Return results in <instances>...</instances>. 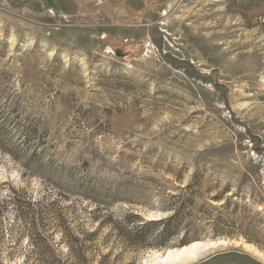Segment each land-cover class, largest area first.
Listing matches in <instances>:
<instances>
[{
	"label": "rangeland",
	"instance_id": "rangeland-1",
	"mask_svg": "<svg viewBox=\"0 0 264 264\" xmlns=\"http://www.w3.org/2000/svg\"><path fill=\"white\" fill-rule=\"evenodd\" d=\"M192 180L195 241L264 254V0H0V193L41 203L36 232L93 230V201L159 219ZM224 201L236 227L211 235ZM15 215L1 223L7 264L29 246V220L7 231ZM105 233L91 264L109 250L107 264H158L183 246L124 249ZM188 264L264 259L229 245Z\"/></svg>",
	"mask_w": 264,
	"mask_h": 264
},
{
	"label": "trees",
	"instance_id": "trees-1",
	"mask_svg": "<svg viewBox=\"0 0 264 264\" xmlns=\"http://www.w3.org/2000/svg\"><path fill=\"white\" fill-rule=\"evenodd\" d=\"M198 182L192 180L190 184L178 188L179 193L170 195L168 199L162 202L159 209L166 211L168 214L159 219H144L137 212L126 211L118 216L112 213H105L100 209L96 201L91 206L84 208L85 214L89 216V222L95 224L93 230H81L79 233H73L69 226L64 224L62 219L52 227L58 231V242L51 238L50 235H43L36 232V223L43 220L46 214L45 209H33L41 205L38 201L30 199L23 204L16 197L8 195V192L0 193V264H7L2 256L11 259L13 252H1V240L4 237L2 220L8 209L16 212V221L10 224L7 230L13 233L21 234L24 232V226L21 221L29 220L28 236L25 239L27 249L23 253L21 262L17 264H91L93 259L92 250L96 246V236L104 228V243L109 239L115 238L122 243L124 249L140 248H163L170 244L186 245L192 241L200 239L202 236L197 233L195 224L198 222L193 209L195 207L194 193H197ZM217 198V197H216ZM94 198L88 197L86 204ZM228 202H223L218 207L217 215L214 218L211 235L222 233L231 234L236 227L235 221L223 217V211L228 208ZM207 212L204 208H199V213L205 215ZM58 219V218H57ZM32 235V236H31ZM60 245L65 247V252L61 250ZM110 250L100 256L96 264H107L106 260Z\"/></svg>",
	"mask_w": 264,
	"mask_h": 264
},
{
	"label": "bare ground",
	"instance_id": "bare-ground-1",
	"mask_svg": "<svg viewBox=\"0 0 264 264\" xmlns=\"http://www.w3.org/2000/svg\"><path fill=\"white\" fill-rule=\"evenodd\" d=\"M149 217L152 218L153 216ZM229 245H234L236 247L241 245L244 250L264 259V254L260 250L245 242L209 239L207 241H193L190 244L180 246L176 249H166L163 256L160 257L158 264H188L193 260L199 259L203 254H208V252L212 253L214 250L222 249Z\"/></svg>",
	"mask_w": 264,
	"mask_h": 264
},
{
	"label": "water",
	"instance_id": "water-1",
	"mask_svg": "<svg viewBox=\"0 0 264 264\" xmlns=\"http://www.w3.org/2000/svg\"><path fill=\"white\" fill-rule=\"evenodd\" d=\"M222 239H224V241H230V242H231V241H236V240H233V239H230V238H222ZM222 239H221V240H222ZM207 240H209V239H207ZM207 240H206V241H207ZM237 241H239V240H237ZM237 241H236V242H237ZM240 242H241V241H240ZM242 243H243V242H242Z\"/></svg>",
	"mask_w": 264,
	"mask_h": 264
}]
</instances>
